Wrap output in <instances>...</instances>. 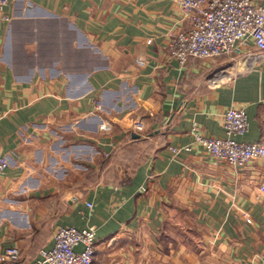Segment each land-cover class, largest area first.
Here are the masks:
<instances>
[{
	"label": "crops",
	"instance_id": "crops-1",
	"mask_svg": "<svg viewBox=\"0 0 264 264\" xmlns=\"http://www.w3.org/2000/svg\"><path fill=\"white\" fill-rule=\"evenodd\" d=\"M4 13L0 245L30 262L60 225L94 226L93 264H264V159L234 169L194 132L227 136L235 106L250 126L234 137L264 135V52L249 42L224 77L207 59L180 64L177 0H16Z\"/></svg>",
	"mask_w": 264,
	"mask_h": 264
},
{
	"label": "built area",
	"instance_id": "built-area-1",
	"mask_svg": "<svg viewBox=\"0 0 264 264\" xmlns=\"http://www.w3.org/2000/svg\"><path fill=\"white\" fill-rule=\"evenodd\" d=\"M13 1L16 0H0V15L7 20L10 16L4 13V9ZM177 1L189 26L170 36L168 50L180 64H185L191 57L210 59L224 54H241L249 42L259 53L264 52V5L254 0ZM138 62L144 64L145 60L139 59ZM97 104L103 109L101 101ZM224 125L228 135L215 137L203 135L195 123V139L208 154L226 161L234 169L246 167L256 159H264V135L250 142L234 137L249 130L244 107H229L224 114ZM134 126L139 130L145 128L142 121H135ZM99 128L111 130L113 124L103 121ZM182 148L190 150L191 146ZM180 150L174 148L175 152ZM9 165V158L0 154V175ZM261 189L264 191V183ZM87 204L92 206L91 202ZM96 238L94 226L60 225L54 234L53 246L43 248L40 256L30 262L22 260L19 246L0 245V264H93Z\"/></svg>",
	"mask_w": 264,
	"mask_h": 264
},
{
	"label": "rangeland",
	"instance_id": "rangeland-1",
	"mask_svg": "<svg viewBox=\"0 0 264 264\" xmlns=\"http://www.w3.org/2000/svg\"><path fill=\"white\" fill-rule=\"evenodd\" d=\"M241 60L239 58V54L233 53V54H224L220 55L218 57L207 59L210 67H215L210 70L208 76L209 77H216V76H226V72H231L234 74H237L240 72L243 68L242 66H235V63Z\"/></svg>",
	"mask_w": 264,
	"mask_h": 264
},
{
	"label": "water",
	"instance_id": "water-1",
	"mask_svg": "<svg viewBox=\"0 0 264 264\" xmlns=\"http://www.w3.org/2000/svg\"><path fill=\"white\" fill-rule=\"evenodd\" d=\"M136 136H139V135H136Z\"/></svg>",
	"mask_w": 264,
	"mask_h": 264
}]
</instances>
